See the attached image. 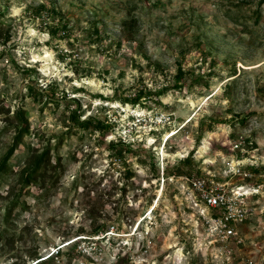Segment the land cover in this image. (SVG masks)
<instances>
[{
	"label": "rangeland",
	"instance_id": "374dc122",
	"mask_svg": "<svg viewBox=\"0 0 264 264\" xmlns=\"http://www.w3.org/2000/svg\"><path fill=\"white\" fill-rule=\"evenodd\" d=\"M0 166V264H264V0H0Z\"/></svg>",
	"mask_w": 264,
	"mask_h": 264
},
{
	"label": "built area",
	"instance_id": "2783aa9c",
	"mask_svg": "<svg viewBox=\"0 0 264 264\" xmlns=\"http://www.w3.org/2000/svg\"><path fill=\"white\" fill-rule=\"evenodd\" d=\"M191 184L192 188L198 191V198H194V203L200 208L199 212L207 222L208 229H213L212 233L215 235V239L221 243L230 239H238L236 224L242 222L247 215L244 201L238 196H228L219 188L207 187L203 178H195L191 180ZM260 189L262 190V188ZM251 190L254 193L258 192L259 187L254 186ZM194 196L196 197V195ZM211 209H216L218 213L210 215L209 210ZM59 249L58 247L56 252Z\"/></svg>",
	"mask_w": 264,
	"mask_h": 264
},
{
	"label": "trees",
	"instance_id": "16d2710c",
	"mask_svg": "<svg viewBox=\"0 0 264 264\" xmlns=\"http://www.w3.org/2000/svg\"><path fill=\"white\" fill-rule=\"evenodd\" d=\"M182 78H183V71H182V69L180 68V66H178V68H177V70H176V73H175V76H174V87H175V88H180V83H181ZM150 94L159 95V94H160V91L153 90ZM139 98H140V96H137V97H135L134 99H131L129 102H131L132 104H136V103L139 102ZM242 121H243V119H242ZM22 132H27L25 126H22V127L20 128L18 134L15 135V137H14V144H13V145L7 150V152H6L5 156H4V161H3V163H2L3 165L5 164L6 160H7V159L11 156V154L13 153L16 144H17V143L19 142V140H20V136H21ZM117 141H118V142H121L122 140L119 138ZM132 142H133V141H132ZM111 145L114 146L115 143L112 142ZM189 160H190L189 157H186L185 159H183L182 163H187ZM41 162H42V157H40V158L38 159V161H37V163H36V165H35L34 168H35V169L38 168V167L40 166ZM263 168H264V167H263ZM2 169H3V166H0V172H1ZM258 170H259L258 168H254V169H253L254 172H258ZM30 176H31V173H27V174H26V176H25V178H24V181H25L24 183H25V184H28V182H29V180H30ZM99 230L101 231V233H105V232H107V231L109 230V229H108V225H107V224L101 225L100 227H98V228L96 229L95 232H98ZM83 239H85V238H83ZM74 242H76V241H74ZM74 242H73V243H74ZM70 243L72 244V242H70ZM51 255H52V254H51ZM42 257H43V256L36 257L35 260H34V262H32V264H46L47 260H49L52 256H51V257H50V256L47 257V259H44V258L42 259Z\"/></svg>",
	"mask_w": 264,
	"mask_h": 264
},
{
	"label": "bare ground",
	"instance_id": "6f19581e",
	"mask_svg": "<svg viewBox=\"0 0 264 264\" xmlns=\"http://www.w3.org/2000/svg\"><path fill=\"white\" fill-rule=\"evenodd\" d=\"M49 56H50V54H48V53H46V54L44 55V57H49ZM173 132H174V131H173ZM174 134H176V132H175V133H171L170 135H168L167 139H168L169 137L173 136ZM167 139H166V140H167ZM151 142H153V141H151ZM243 194H248V192H247V191H244Z\"/></svg>",
	"mask_w": 264,
	"mask_h": 264
}]
</instances>
